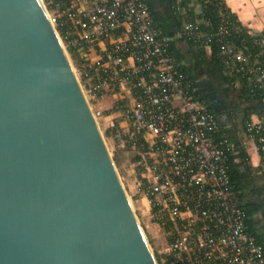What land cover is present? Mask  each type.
Instances as JSON below:
<instances>
[{
  "label": "built area",
  "instance_id": "1",
  "mask_svg": "<svg viewBox=\"0 0 264 264\" xmlns=\"http://www.w3.org/2000/svg\"><path fill=\"white\" fill-rule=\"evenodd\" d=\"M45 1L65 50L75 48L83 64L79 81L89 104L108 94L117 98L108 116L93 111L94 117L98 125L108 119L116 140L137 155L146 181L141 191L168 224L161 226L171 240L161 264H264V249L247 233L231 183L228 154L236 145L214 143L216 117L170 55L146 0ZM228 19L222 16L220 33L228 32ZM226 50L235 61H248ZM250 72L264 80V69ZM255 133L263 136L255 141ZM246 142L261 154L264 170V124H249Z\"/></svg>",
  "mask_w": 264,
  "mask_h": 264
},
{
  "label": "water",
  "instance_id": "2",
  "mask_svg": "<svg viewBox=\"0 0 264 264\" xmlns=\"http://www.w3.org/2000/svg\"><path fill=\"white\" fill-rule=\"evenodd\" d=\"M0 264H159L43 0H0Z\"/></svg>",
  "mask_w": 264,
  "mask_h": 264
},
{
  "label": "trees",
  "instance_id": "3",
  "mask_svg": "<svg viewBox=\"0 0 264 264\" xmlns=\"http://www.w3.org/2000/svg\"><path fill=\"white\" fill-rule=\"evenodd\" d=\"M146 2L155 28L160 31L162 38L169 39L170 55L179 64L182 74L197 88L196 94L200 102L216 117L220 133L213 137L214 143L226 139L236 145L235 150L228 154L231 183L238 195L239 206L246 215L247 233L264 249L262 156L258 154L260 167L257 171L262 173V185H259L254 176L256 170L250 167L246 147L242 146L240 139V130L246 135L249 124H264V80L260 79L259 74L250 72V68L264 69V45L261 44L264 33L253 34L243 27L222 0H209L208 3L203 0ZM223 15L229 16L226 22L227 33L219 32ZM185 24H191L193 29L185 31ZM228 48L242 53L248 61H235L226 50ZM70 53L82 70L83 64L78 58L77 50L72 47ZM211 91L217 92L216 95H209ZM211 96L218 97L225 105L218 106L210 99ZM221 107L226 110L232 122V130L219 120L223 113L219 111ZM117 125L120 128L119 123ZM111 131L115 135V130ZM229 133H232L231 137L228 136ZM254 136L257 141L263 134L255 133ZM138 174L140 182L145 186L146 181L140 172ZM152 212L155 215L153 220L167 230L168 224L163 225V221L157 219L156 210L153 209Z\"/></svg>",
  "mask_w": 264,
  "mask_h": 264
},
{
  "label": "rangeland",
  "instance_id": "4",
  "mask_svg": "<svg viewBox=\"0 0 264 264\" xmlns=\"http://www.w3.org/2000/svg\"><path fill=\"white\" fill-rule=\"evenodd\" d=\"M43 2L46 4L45 0ZM65 51L79 78V68L76 61L68 49ZM115 102V98L108 94L102 96L96 103L90 101V105L92 106V111H100L105 116H108ZM107 121L108 119L99 121L100 130L150 247L157 257L158 263L161 264V253L170 243L169 236L163 227L153 220L150 212L151 206L142 202V198L146 197L141 191L142 185L138 177L139 167L136 153L130 147H123L122 143L116 140L106 124Z\"/></svg>",
  "mask_w": 264,
  "mask_h": 264
},
{
  "label": "crops",
  "instance_id": "5",
  "mask_svg": "<svg viewBox=\"0 0 264 264\" xmlns=\"http://www.w3.org/2000/svg\"><path fill=\"white\" fill-rule=\"evenodd\" d=\"M226 7L237 17L238 21L242 24L243 27L247 28L253 34H262L264 33V0H222ZM217 92L211 91L209 95H216ZM213 97V98H212ZM115 100L117 99L114 97ZM210 99L214 103H219V98L211 96ZM219 106V105H218ZM220 112H223L220 116V122L225 127L231 129L232 122L226 114V110L220 108ZM232 133H229L228 136L231 137ZM240 139L242 146L246 147L247 155L249 157V165L252 169L256 170L254 176L259 185H262V179L260 177V172L258 168L260 167V157L255 149L253 143L245 142V133L243 130H240ZM142 202L145 205H150L147 198H142ZM151 216L153 218L152 210L150 209Z\"/></svg>",
  "mask_w": 264,
  "mask_h": 264
}]
</instances>
